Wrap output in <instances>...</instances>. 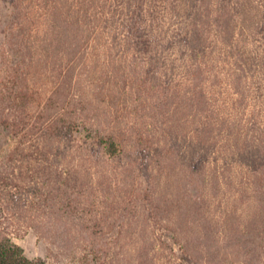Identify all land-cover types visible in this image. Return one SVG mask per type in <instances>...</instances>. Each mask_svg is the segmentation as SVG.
Masks as SVG:
<instances>
[{"label": "trees", "instance_id": "1", "mask_svg": "<svg viewBox=\"0 0 264 264\" xmlns=\"http://www.w3.org/2000/svg\"><path fill=\"white\" fill-rule=\"evenodd\" d=\"M13 1L0 213L94 262L93 234L134 224L150 250L264 264V0ZM0 264L49 263L0 229Z\"/></svg>", "mask_w": 264, "mask_h": 264}, {"label": "rangeland", "instance_id": "2", "mask_svg": "<svg viewBox=\"0 0 264 264\" xmlns=\"http://www.w3.org/2000/svg\"><path fill=\"white\" fill-rule=\"evenodd\" d=\"M14 12V1L13 0H0V77L4 75L6 66L11 62L13 66V57L11 53V44L8 42L9 29L13 21ZM44 71L43 78L38 76V85L33 90L34 97L37 96L38 101L33 103L30 99L27 103H23V110L28 109L32 111L37 108L39 101H44L45 95L51 93L55 87L56 79L49 78V74L46 73L45 67H41ZM34 73V71H33ZM51 77V76H50ZM55 77V75H54ZM35 95V92L38 91ZM5 105V106H4ZM26 106V108H24ZM13 105L6 106V104H0V114L9 113L14 115ZM9 111V112H7ZM16 114V113H15ZM15 139L6 131L0 130V159L8 153L10 149L13 148L15 144ZM139 179L143 184L147 181L146 171H141L137 173ZM110 219V218H109ZM136 225L129 224L122 226L121 229L116 227L115 229L105 230L102 233L90 234L95 238L101 240V244L104 246L101 254L102 258L97 259L96 262L93 261V253L83 251V248H78V243L72 244V247H65L61 240L56 238L54 235L47 236L37 234L36 231L25 225L23 220L19 216H9L7 214L0 213V229L3 232L8 233L13 241L21 246L26 255L31 259H45L49 264H220L222 260L220 259V254H211L207 252L206 246L202 244L199 240L194 242V255L196 258L193 260L191 256L184 254L177 242L173 239L171 235H164L166 243L157 242V247L154 250L148 249L152 242H148L145 247H142L144 242L142 237L146 234L136 231ZM161 227L157 228L160 232ZM127 230L129 232L127 233ZM135 231V234H134ZM149 233V229H147ZM91 236V237H92ZM131 236L133 238L131 239ZM89 237V239H91ZM79 238H73L75 241ZM131 239V240H129ZM88 241V240H87ZM89 245V243H88ZM161 246V247H160ZM173 247L174 249L170 250ZM136 251H135V250ZM218 256V260L215 259ZM217 260V263L216 261ZM229 261V260H228ZM228 261H226L228 263Z\"/></svg>", "mask_w": 264, "mask_h": 264}]
</instances>
